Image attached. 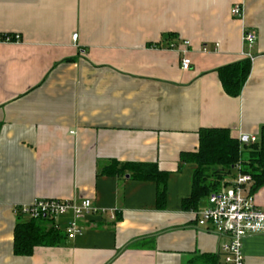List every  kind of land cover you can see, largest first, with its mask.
Listing matches in <instances>:
<instances>
[{"label": "crops", "instance_id": "1", "mask_svg": "<svg viewBox=\"0 0 264 264\" xmlns=\"http://www.w3.org/2000/svg\"><path fill=\"white\" fill-rule=\"evenodd\" d=\"M246 31L256 33L252 48ZM4 33L20 41H0V264L222 261L227 237L196 225L207 197L182 208L196 165L180 156L198 148L203 127L240 139L264 125V0H0ZM243 52L251 72L232 97L217 69ZM114 160L165 170V208L156 182L102 174ZM254 197L264 210V185ZM37 198L90 199L99 212L81 221L82 236L16 255L14 207ZM71 218L58 221L63 231ZM242 253L264 264V233L244 238Z\"/></svg>", "mask_w": 264, "mask_h": 264}, {"label": "trees", "instance_id": "2", "mask_svg": "<svg viewBox=\"0 0 264 264\" xmlns=\"http://www.w3.org/2000/svg\"><path fill=\"white\" fill-rule=\"evenodd\" d=\"M18 34H0V41H15ZM164 40L169 41L164 45L171 47L174 33L166 35ZM173 37V38H172ZM172 38V39H171ZM152 44H149L151 46ZM157 46L163 44L157 43ZM251 60L241 61L222 66L217 69L224 92L232 97L240 95L250 72ZM258 139L253 143L241 141L232 136L229 128L203 127L198 131L199 145L195 151L182 152L181 163L196 165L192 188L189 197L182 200L184 210H195L199 202L210 194L223 190L230 185L225 181V174L236 171L241 164V171L248 173L253 178L251 192L264 185V125L261 127ZM180 168V166H179ZM128 172L131 178L145 181H154L158 185L156 204L163 210L166 205V187L168 173L162 170L157 163L112 161L102 169V174L118 176ZM236 174H233L235 177ZM23 215L17 213V222L14 227L13 252L20 256L32 255L38 246H61L68 239L63 229L56 228L53 221L48 218L22 220ZM120 216L117 217L120 220ZM49 224V226H47ZM152 241V240H151ZM150 243V240L147 241ZM154 247V241L151 242ZM221 254L201 253L194 254L186 264H221Z\"/></svg>", "mask_w": 264, "mask_h": 264}, {"label": "built area", "instance_id": "3", "mask_svg": "<svg viewBox=\"0 0 264 264\" xmlns=\"http://www.w3.org/2000/svg\"><path fill=\"white\" fill-rule=\"evenodd\" d=\"M239 12L238 6L231 9L233 15ZM73 37L76 39L78 34H74ZM256 40L257 36L254 31L245 32L243 41L246 46L254 47ZM15 41H20L19 35L15 36ZM183 43L190 44L189 41ZM242 54L249 59L252 58L248 52ZM191 64V59L185 55L181 61L182 69H189ZM242 138H240L241 141H243ZM257 139V135H251L247 137L246 142L253 143ZM252 184V176L242 172L239 163L236 167V176L230 181V185L210 194L207 197V205L196 214L197 227L227 237L228 242L222 249L221 264H245L242 253L243 239L250 235L264 233V210L256 204L254 194L251 192ZM14 211L29 219L48 218L53 221L56 228H60L58 221L61 217L72 213V218L65 228L68 239L82 236L84 229L81 221L85 220L87 215L99 212L92 206L90 199L74 203L69 200L41 198L27 205L16 206Z\"/></svg>", "mask_w": 264, "mask_h": 264}, {"label": "rangeland", "instance_id": "4", "mask_svg": "<svg viewBox=\"0 0 264 264\" xmlns=\"http://www.w3.org/2000/svg\"><path fill=\"white\" fill-rule=\"evenodd\" d=\"M233 174H236V171H233L231 174H225V181H232L233 180ZM29 218L27 216H23L22 220H28Z\"/></svg>", "mask_w": 264, "mask_h": 264}, {"label": "water", "instance_id": "5", "mask_svg": "<svg viewBox=\"0 0 264 264\" xmlns=\"http://www.w3.org/2000/svg\"><path fill=\"white\" fill-rule=\"evenodd\" d=\"M242 139H243V141H246L247 140V136H244Z\"/></svg>", "mask_w": 264, "mask_h": 264}]
</instances>
